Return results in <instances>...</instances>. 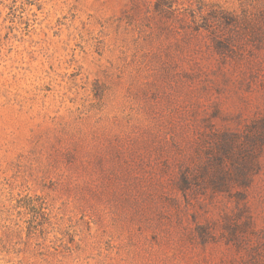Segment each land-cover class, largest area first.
Segmentation results:
<instances>
[{
    "label": "rangeland",
    "instance_id": "1",
    "mask_svg": "<svg viewBox=\"0 0 264 264\" xmlns=\"http://www.w3.org/2000/svg\"><path fill=\"white\" fill-rule=\"evenodd\" d=\"M0 0V264H264V0Z\"/></svg>",
    "mask_w": 264,
    "mask_h": 264
},
{
    "label": "trees",
    "instance_id": "2",
    "mask_svg": "<svg viewBox=\"0 0 264 264\" xmlns=\"http://www.w3.org/2000/svg\"><path fill=\"white\" fill-rule=\"evenodd\" d=\"M158 1H160V0H156V7H157V9L159 10V11H161V6H160V2H158Z\"/></svg>",
    "mask_w": 264,
    "mask_h": 264
}]
</instances>
